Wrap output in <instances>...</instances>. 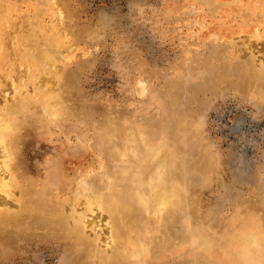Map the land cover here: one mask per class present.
<instances>
[{"label": "rangeland", "instance_id": "1", "mask_svg": "<svg viewBox=\"0 0 264 264\" xmlns=\"http://www.w3.org/2000/svg\"><path fill=\"white\" fill-rule=\"evenodd\" d=\"M203 1L0 0V131L9 124L20 137L13 161L24 170L8 193L0 169V209L19 212L31 182L42 199L73 178L118 176L117 188L130 187L141 173L122 172L165 148L194 202L149 264H264V241L243 239L264 215V0ZM53 97L55 113L45 104ZM154 157L146 165L159 163ZM68 205L74 215L85 207ZM105 215L95 205L87 216L88 237L104 247ZM0 226V264H81L71 239L25 233L40 221ZM210 237L227 247L213 250ZM227 251L233 259L224 263Z\"/></svg>", "mask_w": 264, "mask_h": 264}, {"label": "bare ground", "instance_id": "2", "mask_svg": "<svg viewBox=\"0 0 264 264\" xmlns=\"http://www.w3.org/2000/svg\"><path fill=\"white\" fill-rule=\"evenodd\" d=\"M201 1L204 2L203 0H201ZM31 3H32V1H31ZM232 3H231V5H232ZM204 4H205V2H204ZM250 4H252V3L250 2ZM251 7H252V5H251ZM255 8H257V7H255ZM211 13H213V12H211ZM4 17H6V16H4ZM227 19H230V18H227ZM230 20H232V19H230ZM260 23H261V21H260ZM226 25H227V23H226ZM256 28H258V27H256ZM247 36H249V34ZM244 39H246V38H244ZM247 39H248V37H247ZM24 41H25V39H24ZM250 42H251V39H250ZM13 43H14V41H13ZM7 44L9 45V43H7ZM27 44H29V43H27ZM17 45H18V43H17ZM10 47H11V45H10ZM25 51H26V49H25ZM0 52H1V50H0ZM15 53H13V54H15ZM20 53H21V51H20ZM2 54H4V53H2ZM11 54L12 53H10V55ZM246 56H248V55H246ZM254 57H256V56H254ZM36 59L38 60V58H36ZM24 62H26V61H24ZM248 64L249 65H248V68L246 67V71H247V69L253 68V67H251L250 63H248ZM241 65L243 66L244 64L241 63ZM259 73H263L262 79L264 80V63H263V66L261 67V70H259ZM248 74H244V76L243 75L242 76H243L244 80L250 79V83H251L252 81H254L255 74H249V75ZM1 75L3 76V74H1ZM14 82H16V81H14ZM220 82H222V81H220ZM17 84H18V82H17ZM18 85H20V84H18ZM13 89H15V88H13ZM49 92H52V91H49ZM40 96H41V94H40ZM57 99H54V97H53V101H48L47 103H45L46 107H47L46 110L55 113V111L59 107L58 102L56 103ZM20 103H22V102H20ZM0 109H2V108H0ZM30 112H32V111H30ZM32 117H31V119H32ZM183 124H184V121H183ZM6 127H8V128H6ZM13 130L14 129L11 127V125L8 124V126H6V125L3 126L1 128V131H0V149H1V156H3V160L0 162V164H1L0 169L3 170V173H5V175L7 173L6 176L9 177L8 181H6V183H3V187L6 189V192H8V193H10L12 187L13 186L15 187L16 184L22 185L21 181H20V176H19L20 174L19 173L24 171L22 169L23 162H21V161L20 162H18V161L14 162L13 161L14 158H16L18 156V148H19L18 147V140L20 138V137H18L17 134L13 135V133H12ZM105 134H108V133H105ZM146 149H147V147H146ZM140 156L143 157V160L145 161V163L138 164V165L133 163L130 165L129 168H126L124 170V172H122L126 176H129V174H131L135 171H138L141 173L142 177L140 179L138 178V179L132 180L131 183H133V184L130 187H128V185H126L124 187L117 188L116 184L119 185L120 182L122 181V178L118 177V176L113 177L110 180L105 178V179H103L104 183H99V182H95V181H92V182L86 181L85 177H83V181L82 180L76 181L75 178H73V179L69 178L71 180L67 179L66 180L67 182L64 181V183L62 184V186L60 188L54 189V191H52V189L50 190L54 193L53 195L46 196V197H44V199H42V198H40L39 193H38L39 188L36 190V187H35L33 182H31L30 184L28 183V185L23 186L26 190V193L23 194L22 197L20 196L21 197V198L19 197L20 199H16L18 204H15V207H21L19 212H13L8 207H6V209L5 208L0 209V225H3L4 227L6 225V231H7L8 227H9L8 225L17 224L19 226H25L28 224L29 221H34V222L36 220L40 221L42 223V227L37 228L35 230H31V228L27 226V227H25L26 228L25 233H29L31 236L33 235V237H35V238L36 237L37 238L42 237L43 235H44V237L52 235L54 238L63 237L64 241L71 239L70 241H72V243L74 244V247H75V249H74L75 252L72 253L73 257L76 258V256H77L79 258L78 261L81 264H149V261L153 260L155 253L158 255L160 248H163L166 245H169L170 243H172V241H171L172 236L170 235V224L174 218L179 219L182 217V214L184 213L185 209L187 207L191 206V204L194 202V199H192V197H190L188 199L186 198L187 196L185 195V183L183 180L185 178H182L183 169L180 168V165L178 164L179 161L178 162L173 161V160H170V158H168L169 157V151L168 150H166L165 148H158L156 150V152H154V151L152 152V151L147 150L146 152L140 154ZM152 156L158 157L160 159L159 163L157 162L156 164L152 163L151 165L150 164L146 165V163H148L151 160ZM84 157H86L85 153L82 154V157L80 159H83ZM70 159H72V158H70ZM53 170H55V167H53ZM87 175H88V173H87ZM108 177H110V176H108ZM111 184H113V185H111ZM41 188H42V190L43 189L48 190V189L43 188V187H41ZM37 193H38V195H37ZM42 193H44V192H42ZM13 194L14 193H12V195ZM65 198H68V199L66 200ZM61 199H62V201H61ZM79 200H81V201L79 202ZM40 202L43 203L42 206H40V204H41ZM66 203H69L68 206H69L70 210H73V208H74L73 206H75L77 203H81L85 207H84L83 211H81L79 214L74 215L73 214L74 210L71 211V213H69L68 210H66V208L68 209V207H66ZM7 204H9L8 200H6V205ZM95 205L98 208H100L102 210V212L104 211L106 213L105 225L107 227L106 231H107L108 236L105 238V244H106L105 247L101 244L100 240L94 239V238L91 239L90 235L88 237V231H87L89 228L88 226H91L94 223V219L89 220L87 216H89V214L91 212H94V206ZM12 206H14L13 202H11V207ZM88 211H89V213H86ZM184 216L186 217V215H184ZM194 220H197V219H194ZM144 227H148V230H149L148 233L151 235L149 239H143V237L140 234H138L139 230L141 228H144ZM0 229L4 230L2 226H0ZM153 233H155V235L157 233V235L152 236ZM205 234L206 233H204V236H205ZM207 237H209V236H207ZM248 238H250L252 240V244L255 246L262 244L261 239L264 241V215H262L260 219L250 223L249 227H247L243 230V239L246 240ZM43 239H45V238H43ZM255 239H256V241H255ZM185 241H186V239H185ZM253 241H255V242H253ZM209 243H210L211 247L213 248V250H219V249L221 250L226 245L225 242L218 241L214 237L209 238ZM180 244L181 243L179 242V248H180ZM149 246H152V248L154 247L153 250L151 248H149ZM226 247H227V245H226ZM145 249H147V250H145ZM222 254L226 257V258H224L222 256V259H225L224 263L233 259L231 254L228 251L226 253H222Z\"/></svg>", "mask_w": 264, "mask_h": 264}]
</instances>
